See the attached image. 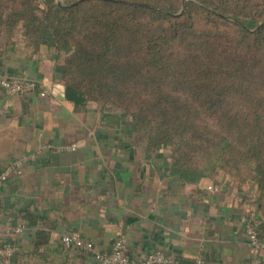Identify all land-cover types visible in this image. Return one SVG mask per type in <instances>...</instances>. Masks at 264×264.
<instances>
[{
	"label": "crops",
	"instance_id": "obj_1",
	"mask_svg": "<svg viewBox=\"0 0 264 264\" xmlns=\"http://www.w3.org/2000/svg\"><path fill=\"white\" fill-rule=\"evenodd\" d=\"M13 76L50 91L8 95L0 87V110L11 104L0 118V173L24 159L0 190V234L24 226L5 235L18 252L0 264H98L64 246L63 235L76 231L102 251L123 237L135 261L162 251L176 261L249 264L243 218L261 216L249 185L223 172L183 183L167 169L168 149L149 152L130 117L67 98L52 49L0 33V78Z\"/></svg>",
	"mask_w": 264,
	"mask_h": 264
},
{
	"label": "trees",
	"instance_id": "obj_2",
	"mask_svg": "<svg viewBox=\"0 0 264 264\" xmlns=\"http://www.w3.org/2000/svg\"><path fill=\"white\" fill-rule=\"evenodd\" d=\"M4 32L52 49L67 98L130 117L183 183L249 185L264 239V0H0Z\"/></svg>",
	"mask_w": 264,
	"mask_h": 264
},
{
	"label": "built area",
	"instance_id": "obj_3",
	"mask_svg": "<svg viewBox=\"0 0 264 264\" xmlns=\"http://www.w3.org/2000/svg\"><path fill=\"white\" fill-rule=\"evenodd\" d=\"M0 87L8 95H22L40 90L42 96H47L49 89L40 85L38 82L23 76H13L0 78ZM11 107L9 102H6L3 109L0 110V118L6 116ZM71 148H75L72 146ZM24 159H20L10 165L7 169L0 173V190L2 185L9 179L12 172H21V167ZM246 225V234L251 248V255L249 264H264L262 259V250L264 248V240L260 237L259 232L255 227L254 220L247 217L243 218ZM24 226L19 225L15 228L6 230L5 235L19 234L23 231ZM5 235L0 234V259L13 258L18 252V245L12 238H6ZM62 243L66 247H75L88 253L94 254L98 264H181L174 258L166 255L162 251H155L150 253L141 261L133 260L128 253V246L123 237L114 241L112 247L108 251H102L95 248L94 243L85 238L80 232H72L63 235ZM189 264H206L203 256L197 257L194 262Z\"/></svg>",
	"mask_w": 264,
	"mask_h": 264
},
{
	"label": "rangeland",
	"instance_id": "obj_4",
	"mask_svg": "<svg viewBox=\"0 0 264 264\" xmlns=\"http://www.w3.org/2000/svg\"><path fill=\"white\" fill-rule=\"evenodd\" d=\"M220 172H223V173H225V174H227V175H228V173H226V172H225V171H223V170H219V172L217 173V175H218Z\"/></svg>",
	"mask_w": 264,
	"mask_h": 264
}]
</instances>
